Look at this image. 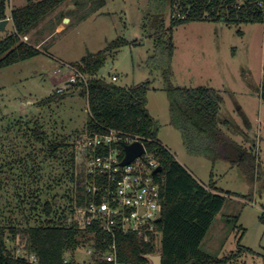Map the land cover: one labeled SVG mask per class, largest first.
Masks as SVG:
<instances>
[{"label": "rangeland", "instance_id": "1", "mask_svg": "<svg viewBox=\"0 0 264 264\" xmlns=\"http://www.w3.org/2000/svg\"><path fill=\"white\" fill-rule=\"evenodd\" d=\"M148 1L106 0L103 7L91 12L92 0H67L27 36L42 53L0 68V225L6 228L7 245L13 251L23 249L25 239L21 235L11 239L9 228L24 229L45 221L46 201H55L61 212L75 193L78 136L89 133L88 100L76 91L78 87L64 84L55 70L125 37L137 44L109 55L103 76L123 87L150 81L148 109L160 123L159 139L200 181L208 185L213 178L226 195L201 248L218 258L234 254L228 264H264V23L230 25L196 20L176 27L173 35L172 82L221 92V114L231 121L223 125L226 147L231 153L237 152L238 145L253 150L263 168L252 185L239 165L190 155L180 132L170 124L165 78L162 71H152L149 66L155 48L143 29ZM4 2L10 19L0 31V41L14 32L12 8L27 4V0ZM64 16L70 20L65 22ZM61 86H65L63 98L41 103ZM38 126L47 137L44 141L33 135ZM54 141L64 145L52 151ZM158 248L154 254L160 253ZM87 250L86 245L80 246L68 258L90 261Z\"/></svg>", "mask_w": 264, "mask_h": 264}, {"label": "trees", "instance_id": "2", "mask_svg": "<svg viewBox=\"0 0 264 264\" xmlns=\"http://www.w3.org/2000/svg\"><path fill=\"white\" fill-rule=\"evenodd\" d=\"M66 1L27 0L26 5L12 8L14 32L0 41V68L42 53L41 47L25 40L24 37L29 36ZM235 1L149 0L143 29L146 35L154 40L155 49L149 57V66L152 71L159 70L163 73L164 89L169 100L170 124L180 132L186 151L192 156L204 157L213 163L223 160L239 165L248 182L253 185L260 179L263 168L253 150L238 145L237 152L231 153L226 147L227 132L223 125H229L230 120L221 114V92L209 86L186 87L172 82V60L175 52L173 35L176 27L196 20L230 25L264 23V4L259 6V0H246L240 9L232 6ZM92 2L91 12H95L105 5L106 0ZM0 16L1 19L7 17L4 0H0ZM65 17L67 16L63 18ZM136 44L135 40L120 37L110 41L104 49L89 52L81 61L72 63L89 76L86 83L74 86L78 87L76 91L88 100L90 119L87 130L91 133H105L112 128L138 135L143 138L149 153L153 154L162 166V175L165 178L162 187L164 204L163 214L158 222L162 232V264H228L234 254L218 258L201 248L208 230L224 207V191L216 187L213 178L208 185L202 183L161 142L158 136L160 123L148 109L150 81L123 87L107 80L102 74L109 55L118 53L125 46ZM64 96V93L56 92L41 103L52 102ZM262 96L264 97L263 89ZM33 135L40 141L47 138L39 126L33 130ZM62 145L63 142L54 141L51 143V150ZM82 175L81 171L75 191L78 206L85 204V189L80 183ZM73 202L72 196L68 207L58 212L55 201H46L43 204L45 221L24 229L16 225L11 226V239L23 236V250L28 256L35 254L40 264H63L69 253L88 244L92 238L96 239L97 251L105 250L102 240L107 238L106 232L94 230L92 227H81L78 219L73 217ZM222 218L231 221L229 216L222 215ZM261 218L264 219V213ZM237 219L238 216L234 220ZM91 233H94L95 237ZM7 237L6 228L0 225V264H32L27 258L13 254V250L7 245ZM117 244L119 259L125 264H150L151 260L147 254L156 252L153 242H144L134 234L118 233ZM244 250L253 252L246 247ZM95 264L107 263L97 261Z\"/></svg>", "mask_w": 264, "mask_h": 264}, {"label": "built area", "instance_id": "3", "mask_svg": "<svg viewBox=\"0 0 264 264\" xmlns=\"http://www.w3.org/2000/svg\"><path fill=\"white\" fill-rule=\"evenodd\" d=\"M246 0L232 3L240 9ZM264 0L258 5L263 6ZM10 19V17H7ZM28 40V37H24ZM66 72H63V69ZM64 84L75 86L86 83L88 75L74 65H64L55 70ZM58 93L65 91V86L56 89ZM81 140L76 155L79 164L75 171V191L77 178L82 171L80 183L84 186V206H78L77 194L74 193L73 217L78 219L81 227L100 229L107 234L102 240L105 250L97 251L96 239L86 244L90 261L64 260L63 264H95L103 261L107 264H125L119 259L117 235L134 234L144 242H153L157 249L161 248L162 232L159 220L163 214L164 199L162 187L165 183L162 171L154 173L160 166L157 158L149 153L142 137L125 133L118 129H108L105 133H91L78 136ZM140 141L144 152L136 156L130 163L122 164L127 144ZM72 220V217L69 218ZM95 237L94 233H91ZM13 254L27 258L32 264H40L35 254L27 255L22 248H16ZM154 254V253H151ZM151 254H147V257ZM152 264V261L150 262Z\"/></svg>", "mask_w": 264, "mask_h": 264}, {"label": "water", "instance_id": "4", "mask_svg": "<svg viewBox=\"0 0 264 264\" xmlns=\"http://www.w3.org/2000/svg\"><path fill=\"white\" fill-rule=\"evenodd\" d=\"M70 19L68 17L64 18V21L67 22ZM9 22L8 18L5 19H1L0 20V31L5 30L7 23ZM262 88L264 90V77H263V81H262ZM144 145L142 142L140 141H136L133 142L131 144H127L124 147V151H125V156L124 159L122 160V164H128L130 163L136 156L141 155L144 152ZM159 171H162V166H158L154 173H157ZM148 258L152 261V264H162L163 261V256L161 253L159 254H151L148 256Z\"/></svg>", "mask_w": 264, "mask_h": 264}, {"label": "crops", "instance_id": "5", "mask_svg": "<svg viewBox=\"0 0 264 264\" xmlns=\"http://www.w3.org/2000/svg\"><path fill=\"white\" fill-rule=\"evenodd\" d=\"M11 20H12V19H11ZM7 24H8V23H7ZM6 26H7V25H6ZM13 26H14V25H13ZM38 47H40V46H38ZM64 63H68V62H64ZM69 63L72 64L73 62H69ZM62 64H63V63H62ZM62 64H61L60 66H63ZM64 69H65V68H64ZM65 70H66V69H65ZM111 74L114 75L115 73H114V72H111ZM59 79L62 80L63 78H62L61 76H59ZM174 154H175V153H174ZM175 155H176V154H175ZM176 157H177V156H176ZM182 164L185 165V166L188 168L187 164H185V163H182ZM188 169H189V168H188ZM189 170H190V169H189ZM190 171H191V170H190ZM191 172H192V171H191ZM192 173H193V172H192ZM193 174H194V173H193ZM194 176H196V175L194 174ZM201 182H202V181H201ZM202 183H203V182H202ZM204 184H205V183H204ZM17 248H18V247H17ZM15 249H16V248H15Z\"/></svg>", "mask_w": 264, "mask_h": 264}]
</instances>
